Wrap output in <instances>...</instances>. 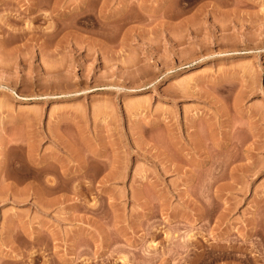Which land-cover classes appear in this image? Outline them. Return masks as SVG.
<instances>
[{"label": "rangeland", "instance_id": "rangeland-1", "mask_svg": "<svg viewBox=\"0 0 264 264\" xmlns=\"http://www.w3.org/2000/svg\"><path fill=\"white\" fill-rule=\"evenodd\" d=\"M0 264H264V0H0Z\"/></svg>", "mask_w": 264, "mask_h": 264}]
</instances>
